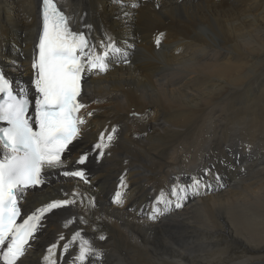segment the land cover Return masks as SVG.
Wrapping results in <instances>:
<instances>
[{
  "label": "bare ground",
  "instance_id": "bare-ground-1",
  "mask_svg": "<svg viewBox=\"0 0 264 264\" xmlns=\"http://www.w3.org/2000/svg\"><path fill=\"white\" fill-rule=\"evenodd\" d=\"M56 1L75 31L131 55L83 75L81 134L21 207L77 202L44 214L18 264H47L52 244L57 264H73L78 242L63 245L76 231L103 253L86 264H264V140L252 150L262 155L244 152L264 135V0ZM41 29V0H0V70L32 94ZM113 128L100 157L94 145ZM76 170L87 179L62 174ZM193 177L197 195L149 218L161 191L175 200L172 186Z\"/></svg>",
  "mask_w": 264,
  "mask_h": 264
},
{
  "label": "snow or ice",
  "instance_id": "snow-or-ice-1",
  "mask_svg": "<svg viewBox=\"0 0 264 264\" xmlns=\"http://www.w3.org/2000/svg\"><path fill=\"white\" fill-rule=\"evenodd\" d=\"M156 43H160L159 38ZM37 48L32 63L35 77L31 82L37 94L34 115L29 114L33 102L28 89L24 88L19 93L14 91L12 82L0 70V123L6 124L0 126V146L3 149V156L0 157L2 264L21 262L45 213L77 202L75 199L54 200L31 214H24L25 218L21 219V200L26 190L46 182L45 169L63 167V154L81 134V125L85 121L79 112L85 105L78 98L81 96L83 75L91 71H107L108 58L113 54H122L111 39L101 46L93 43L84 32L74 31L68 17L54 0H43V31ZM115 132L113 128L106 138L101 134L100 141L94 145L95 149L101 150L100 157L104 155L103 149H107L114 140ZM87 159V154H84L77 163L84 164ZM62 174L87 179L83 170L64 171ZM121 184L123 186V179ZM200 187L201 181L193 177L189 185L172 186L171 195L175 200L169 199L168 194L161 191L156 198L157 206L149 218L157 219L173 204L176 208L182 207L189 192L197 195ZM120 197L121 193L117 192L116 203L122 202ZM99 238L105 239L103 236ZM77 242L78 255L73 264H86L91 257H103V253L93 247L82 231L73 234L69 243L63 245V251L68 253L70 246ZM57 247V244L49 247L48 255L44 257L47 264H57L53 258Z\"/></svg>",
  "mask_w": 264,
  "mask_h": 264
},
{
  "label": "rangeland",
  "instance_id": "rangeland-1",
  "mask_svg": "<svg viewBox=\"0 0 264 264\" xmlns=\"http://www.w3.org/2000/svg\"><path fill=\"white\" fill-rule=\"evenodd\" d=\"M139 35H142V33H139ZM139 38H140V40H142V38H141V36H139ZM143 43L144 44H146V40H144L143 41ZM263 44H264V38H263ZM22 50V49H21ZM18 53H19V51H18ZM130 55H131V52L129 51V50H127L126 52L125 51H122V54H119V55H117V54H113V55H111L110 57H109V59L110 60H112L114 63H120L121 61H123L124 59H128L129 57H130ZM125 56V57H124ZM21 68H23V67H21ZM24 69V68H23ZM7 77V76H6ZM8 78V77H7ZM233 78L234 79H239V80H242V81H245L246 79H247V77L245 76V75H243V73L242 74H236V75H234L233 76ZM12 87H13V89L17 92V93H19V92H21L20 90H19V88H17L16 86H15V84H14V81L12 82ZM29 93L31 92L32 93V91L31 90H29L28 91ZM80 114V113H79ZM259 138V139H258ZM249 139V140H248ZM248 139L246 140V142H244V143H246L245 144V146L247 147L246 148V150H244V152L245 153H247V154H249L252 158L251 159H254V158H256V157H258V156H260V155H262V153H257L256 151H252V150H254V149H256L257 148V146L259 145V144H261V142H257V140H264V135H261V134H252V136H249L248 137ZM257 139V140H256ZM248 141H252L251 143H247ZM252 144V145H251ZM235 149H238V148H230V149H225V152L226 153H228V157H229V161H231V159L230 158H239V156H240V154H237L234 150ZM247 149H249V150H247ZM251 150V151H250ZM248 151H249V153H248ZM230 152V153H229ZM232 152V153H231ZM237 154V155H236ZM252 154V155H251ZM264 161V159H262L261 160V162H263ZM253 163H252V165L253 166H256L257 164H256V162L255 161H252ZM260 162V163H261ZM226 163H228V162H226ZM225 163V164H226ZM231 163H232V161H231ZM233 164V163H232ZM229 175L228 174H226L225 175V178H229L228 177Z\"/></svg>",
  "mask_w": 264,
  "mask_h": 264
},
{
  "label": "flooded vegetation",
  "instance_id": "flooded-vegetation-1",
  "mask_svg": "<svg viewBox=\"0 0 264 264\" xmlns=\"http://www.w3.org/2000/svg\"><path fill=\"white\" fill-rule=\"evenodd\" d=\"M29 97L31 98V95H29Z\"/></svg>",
  "mask_w": 264,
  "mask_h": 264
}]
</instances>
